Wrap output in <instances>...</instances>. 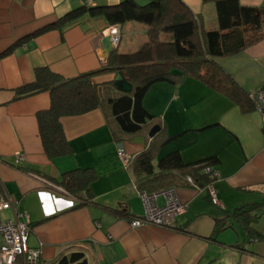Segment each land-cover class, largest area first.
I'll use <instances>...</instances> for the list:
<instances>
[{"label": "crops", "instance_id": "obj_1", "mask_svg": "<svg viewBox=\"0 0 264 264\" xmlns=\"http://www.w3.org/2000/svg\"><path fill=\"white\" fill-rule=\"evenodd\" d=\"M121 1L0 0V197L17 200L19 210L28 213V246L40 250L38 264H53L72 251L82 252L87 264H264V119L256 110L241 112L229 98L195 79L153 84L142 102L160 128L153 140V164L172 152L185 164L216 157L212 168L221 206L210 203L203 188L207 180L198 176L192 178L197 188L186 183L168 187L188 204L172 229H132L129 221L144 212L141 190L132 167L124 168L118 159L117 148L121 145L135 157L152 143L148 133L117 134L107 107L66 116L59 123L71 151L51 158L43 149L36 119L49 108V94L15 99L18 88L33 82L37 68L64 79L101 69L113 47L110 25L86 14L58 24L76 9ZM134 1L142 6L148 2ZM180 1L204 28L217 27L213 1ZM238 1L245 7H264V0ZM146 41L147 27L127 22L120 25L116 50L134 52ZM216 63L245 92L254 94L264 87V39ZM113 79L118 77L107 74L92 82ZM16 154L24 157L19 164L14 163ZM74 170L91 173L87 193L77 198L59 185L62 176ZM250 206L256 216L250 227L260 241H252L230 216Z\"/></svg>", "mask_w": 264, "mask_h": 264}, {"label": "trees", "instance_id": "obj_2", "mask_svg": "<svg viewBox=\"0 0 264 264\" xmlns=\"http://www.w3.org/2000/svg\"><path fill=\"white\" fill-rule=\"evenodd\" d=\"M208 1H213L215 5V29L204 28L200 19L180 0H148L143 6L134 0H123L114 6L82 7L63 17L58 25L69 23L82 14L89 18H101L110 26L141 23L147 27V41L134 52L120 53L115 49L101 69L72 79H64L47 68L35 69L33 82L18 88L15 99L42 92L49 94V108L36 115L45 153L55 158L71 151L59 123L61 118L103 107L109 109L117 134L123 137L143 132L147 134L155 126V117L145 110L142 102L147 90L159 82L176 85L184 78L195 79L229 98L241 112L253 111L250 94L236 85L216 59L237 55L264 39V7H245L238 0H203ZM107 74L116 75L118 79L93 84L94 77ZM117 80L129 83L131 91L118 90ZM157 133L150 138L152 143L148 149L135 156L133 164H130L141 193H155L185 184L187 176L207 180L202 169L217 164L216 157L185 164L178 152H172L154 165L152 148ZM90 181L89 170H74L65 173L59 185L67 194L77 198L83 192L87 193ZM254 212L252 206L241 207L231 212L230 216L239 222L247 236H253L252 241H260L262 237L250 227L256 218ZM53 264H87V261L82 252L72 251L61 255Z\"/></svg>", "mask_w": 264, "mask_h": 264}, {"label": "built area", "instance_id": "obj_3", "mask_svg": "<svg viewBox=\"0 0 264 264\" xmlns=\"http://www.w3.org/2000/svg\"><path fill=\"white\" fill-rule=\"evenodd\" d=\"M108 35L113 46H117L120 40V26L113 25L108 28ZM256 110L264 119V87L256 93L250 94ZM117 157L124 168L130 166L134 156L128 153L120 145L117 148ZM24 160L23 155L16 154L14 163L19 164ZM202 174L207 176L203 188L212 205L221 206L214 183L217 172L212 167L202 169ZM187 185L197 188V183L189 176L185 178ZM143 203V216L129 221L132 229L153 226L162 229H172L178 215L188 209V204L181 202L174 188H167L155 193H141ZM159 198L162 202L159 203ZM9 212L4 218L2 213ZM30 234V219L25 210H19V202L15 199L0 197V264H38L40 250L28 246Z\"/></svg>", "mask_w": 264, "mask_h": 264}, {"label": "water", "instance_id": "obj_4", "mask_svg": "<svg viewBox=\"0 0 264 264\" xmlns=\"http://www.w3.org/2000/svg\"><path fill=\"white\" fill-rule=\"evenodd\" d=\"M106 43H109V38H107ZM116 49V46L110 47L109 49V55L111 54V52H113ZM116 87L118 90L122 91V92H130L131 91V85L129 83H127L125 80H117L116 81ZM159 126L155 125L153 126L150 131L148 132V137L152 138L155 133H157L159 131Z\"/></svg>", "mask_w": 264, "mask_h": 264}, {"label": "rangeland", "instance_id": "obj_5", "mask_svg": "<svg viewBox=\"0 0 264 264\" xmlns=\"http://www.w3.org/2000/svg\"><path fill=\"white\" fill-rule=\"evenodd\" d=\"M123 42H124V38H122V44H123ZM122 44H121V46H120V48H119L120 51L122 50ZM1 217H2V218L6 217V214H5V213H2V214H1Z\"/></svg>", "mask_w": 264, "mask_h": 264}]
</instances>
